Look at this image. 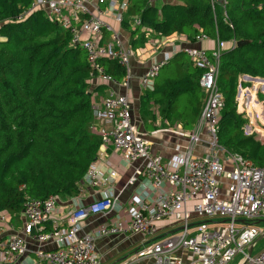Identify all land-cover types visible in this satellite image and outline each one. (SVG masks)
<instances>
[{"label":"trees","instance_id":"16d2710c","mask_svg":"<svg viewBox=\"0 0 264 264\" xmlns=\"http://www.w3.org/2000/svg\"><path fill=\"white\" fill-rule=\"evenodd\" d=\"M34 2L0 0V217L7 213L18 219L27 199L78 196L102 146L92 129L91 81L97 74L86 51L72 43L70 31L46 10L33 8ZM127 7L121 24L131 31L134 49L146 42V30L163 37L184 35L190 42L203 33L229 45L221 56L217 81L224 98L219 144L227 154L264 167V142L245 132L249 120L237 104L242 75L264 79V0H227L225 5L219 0H179L160 9L151 0H128ZM136 20L140 25L135 27ZM240 40L250 43L231 48ZM174 60L177 76L144 90L140 113L147 120L151 105L157 104L170 121L178 111L190 129L204 104L202 70L184 53ZM99 62L116 81L127 75L117 61ZM259 99L264 101V94Z\"/></svg>","mask_w":264,"mask_h":264},{"label":"built area","instance_id":"2783aa9c","mask_svg":"<svg viewBox=\"0 0 264 264\" xmlns=\"http://www.w3.org/2000/svg\"><path fill=\"white\" fill-rule=\"evenodd\" d=\"M94 0H35L33 8H42L48 16L72 34V43L80 45L87 53L88 62L97 77L103 82L114 79L105 72L99 60L109 59L129 69L132 50L122 45L118 34H113V44L103 45L100 38L103 32L113 31L100 17L90 13ZM114 13L120 24L127 11L128 1L97 0ZM223 5L227 0H219ZM140 21H135V27ZM147 31V30H146ZM201 33L195 42L208 40ZM234 41L231 48L236 47ZM227 44L217 41V47L210 53L203 48H188L185 53L193 65L202 70L199 85L204 93V104L196 127L186 134L187 144L183 149L178 146L175 154L164 162L159 155L150 153L149 144L133 122L128 98L111 93L100 105L93 104V117L97 133L104 149L112 148L120 153L128 164L143 161V166L131 178L129 184L138 179L149 182L151 191L143 190L132 198L127 209L130 218L129 230L142 235L143 246L135 253L129 264H231L238 254L243 257L239 264H264V250L255 256H248L247 250L255 246L263 233L258 226L264 221V167L256 166L251 160L238 154H227L219 144L218 122L224 107V98L219 92L217 81L220 60ZM167 64L165 60L155 62L143 78L144 90H152L154 79ZM247 96V102L238 104V111L251 123V116L257 114L253 96ZM264 105V101L262 103ZM254 105V106H252ZM245 132L253 134L248 126ZM209 141V152L196 155L195 151ZM222 155H224L222 159ZM224 162L231 164L226 170ZM118 176L116 171L108 177L102 175L99 166L92 164L80 186L102 189L100 199L86 206H77L69 211L71 225L59 223L57 205L58 196H50L41 201L27 199L23 213L26 216L24 234L40 244H54L55 249L36 250V258L47 264H100V255L96 248L98 238L116 234L122 230L121 222L101 225L90 231H82V222L91 216L106 215L121 209L117 198L110 193L111 185ZM223 180H227L223 192ZM108 186V190L103 187ZM192 212L201 220L192 230ZM169 217L178 219L182 228L163 239L158 234L157 223ZM3 215L0 220H5ZM52 226L46 231V224ZM29 253L26 240L18 235L12 236L6 243H0V264L14 263Z\"/></svg>","mask_w":264,"mask_h":264},{"label":"crops","instance_id":"0c3cea01","mask_svg":"<svg viewBox=\"0 0 264 264\" xmlns=\"http://www.w3.org/2000/svg\"><path fill=\"white\" fill-rule=\"evenodd\" d=\"M123 0H119V4ZM128 1V0H127ZM152 4L161 8L166 3H179V0H151ZM90 13L96 16H100L113 31H104L100 42L103 45L110 46L113 44V34L116 32L119 39L126 49L132 50V57L129 62V69L127 75L121 81L103 82L99 77H94L91 81V90L93 92V104L100 105L104 98H107L111 93L116 95H123L128 98L133 122L137 126L138 130L144 135V138L149 144V151L152 155H159L163 158L164 162L175 154L177 146L183 149L187 144V136L189 131L194 129L197 123L189 128L185 127V120L175 112L172 121L167 119L161 112L162 108L157 104H152V116L145 120L140 113V99L144 93V89L141 86V82L150 67L157 61L165 60L167 64L161 69L157 78L154 79L153 89L157 86H163L167 82L174 79V74H177V68L175 67L174 58L180 53H185L188 48H203L211 52L217 47V40L209 38L200 43L190 42L184 35H173L171 37H163L156 32L147 30L144 32L146 42L138 44L137 47H131V31L123 28V25L116 21L114 13L105 5H99L97 0L93 1L90 7ZM142 36L138 35L135 39L140 40ZM229 45H227L228 48ZM187 56V54H186ZM189 59V57L187 56ZM173 60V61H172ZM172 61V62H171ZM165 69V70H164ZM168 72H166V70ZM252 78V79H251ZM259 79L260 83H263L264 79L254 78L248 75H242L239 78L237 100L241 105L247 102V96L243 93L251 95V82L256 83ZM249 83L250 86L244 84ZM152 89V90H153ZM150 90V91H152ZM255 93H252L253 104L255 105L256 112L261 111L264 118V105L263 100L259 99L260 94H264V87L260 90L257 86L254 89ZM204 95V93H203ZM253 106V105H252ZM263 126V125H262ZM264 127V126H263ZM192 128V129H191ZM257 138L264 142V128L260 127ZM191 132V131H190ZM205 144H201L197 147L195 154L202 156L209 152L207 142L209 141L207 136H204ZM224 155H222L223 159ZM103 176L108 177L113 170L118 173V176L114 183L111 185L110 193L117 198L118 204L121 209L114 212H110L106 215H95L89 217L82 222V231H93L101 225H110L112 223L121 222L122 230L116 234L98 238L96 241V248L100 255V264H129L135 253L143 246L145 238L140 234H134L129 230L130 218L127 214V209L131 205L132 198L137 193L143 190L151 191L150 184L144 179H138L135 184H129L131 178H133L138 171L142 169L143 161L135 163H126L121 154L115 152L112 148L104 149L100 148L99 156L96 161ZM226 170L231 169L229 162H224ZM227 180H223V192L227 188ZM108 190V186L103 187V190ZM103 192L102 189H93L88 186H84L83 190L78 196L72 198H61L60 203L57 205V217L60 224L64 226L71 225L68 218L69 211L75 209L77 206H86L95 200L101 198ZM188 210L191 216L192 230L197 228V225L201 220L192 212V205L188 204ZM6 217L5 220H0V243H6L12 236L18 235L23 237L29 248V253L21 257L14 263H1V264H47L41 262L36 258V250L39 248L43 250L55 249L54 244L46 243L40 244L36 242L32 237L24 234V227L26 224V216L22 213L18 219L16 216H11L7 213L3 214ZM52 223L46 224V231H49ZM177 227V229H176ZM182 228L181 222L175 217H169L161 220L157 223L158 234L150 241L157 239H163L169 235L174 234L177 230ZM152 263L150 260L141 262L139 264Z\"/></svg>","mask_w":264,"mask_h":264},{"label":"rangeland","instance_id":"374dc122","mask_svg":"<svg viewBox=\"0 0 264 264\" xmlns=\"http://www.w3.org/2000/svg\"><path fill=\"white\" fill-rule=\"evenodd\" d=\"M168 70L169 69H167L166 72H168ZM176 76H177V74H174V78ZM257 82H259V79H257ZM255 86H257L258 89H260V90L264 87L263 83H260V82L256 83V82L252 81L251 82V91H252L251 95H252V93H255L254 92ZM262 125L264 126V118H263V116L261 114V111L259 112V110H258L257 114H254V115L251 116V123H250V120H249V124L247 126H248V128H250L251 132L255 133L258 136V135H260L258 133L262 132L260 127L264 128ZM93 126H95V122H94ZM192 130H190V131H192ZM258 226L263 230V234H264V222L258 224ZM176 229H177V227H176ZM262 250H264V237L256 242L255 246L253 247L252 255L255 256L258 253H260ZM247 252H248V250H247ZM242 257H243L242 254H238L234 258V260L231 262V264H239V261L242 259Z\"/></svg>","mask_w":264,"mask_h":264},{"label":"water","instance_id":"95a60500","mask_svg":"<svg viewBox=\"0 0 264 264\" xmlns=\"http://www.w3.org/2000/svg\"><path fill=\"white\" fill-rule=\"evenodd\" d=\"M249 43H250L249 40H240V41H237V42H236V47L240 48V47H243V46H245V45H247V44H249ZM251 79H252V78H251ZM262 222H264V221H259V222H257V223L259 224V223H262ZM263 237H264V234L262 233L261 236L257 239V241L260 240V239H262ZM257 241H256V242H257ZM252 252H253V246H251V247L248 249V256H249V257L252 256Z\"/></svg>","mask_w":264,"mask_h":264}]
</instances>
